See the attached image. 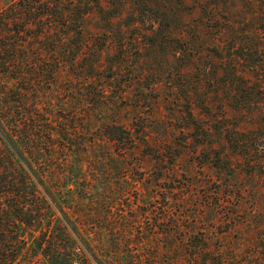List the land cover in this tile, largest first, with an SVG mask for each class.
Wrapping results in <instances>:
<instances>
[{
	"label": "rangeland",
	"instance_id": "374dc122",
	"mask_svg": "<svg viewBox=\"0 0 264 264\" xmlns=\"http://www.w3.org/2000/svg\"><path fill=\"white\" fill-rule=\"evenodd\" d=\"M91 1L87 45L45 76L40 102L77 114L102 179L126 180L125 233L143 237L146 264H264V0Z\"/></svg>",
	"mask_w": 264,
	"mask_h": 264
},
{
	"label": "trees",
	"instance_id": "16d2710c",
	"mask_svg": "<svg viewBox=\"0 0 264 264\" xmlns=\"http://www.w3.org/2000/svg\"><path fill=\"white\" fill-rule=\"evenodd\" d=\"M91 2L0 0V264H35L37 255L42 264H146L143 237L123 229L126 180L114 187L102 179L94 166L103 154L80 136L77 114L40 102L45 76L73 66L79 45H87L78 41L90 12L81 5ZM100 128L120 150L135 146L122 125ZM188 241L205 244L196 235Z\"/></svg>",
	"mask_w": 264,
	"mask_h": 264
}]
</instances>
